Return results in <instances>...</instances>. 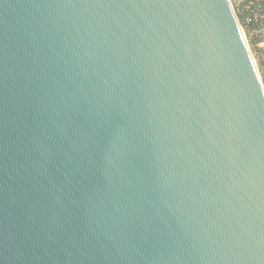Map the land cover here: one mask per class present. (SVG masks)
I'll return each instance as SVG.
<instances>
[{"label": "water", "instance_id": "1", "mask_svg": "<svg viewBox=\"0 0 264 264\" xmlns=\"http://www.w3.org/2000/svg\"><path fill=\"white\" fill-rule=\"evenodd\" d=\"M0 264H264L230 0H0Z\"/></svg>", "mask_w": 264, "mask_h": 264}, {"label": "built area", "instance_id": "2", "mask_svg": "<svg viewBox=\"0 0 264 264\" xmlns=\"http://www.w3.org/2000/svg\"><path fill=\"white\" fill-rule=\"evenodd\" d=\"M264 88V0H230Z\"/></svg>", "mask_w": 264, "mask_h": 264}]
</instances>
